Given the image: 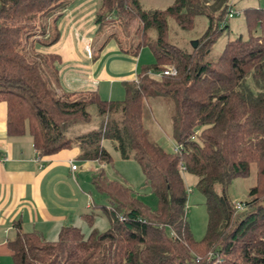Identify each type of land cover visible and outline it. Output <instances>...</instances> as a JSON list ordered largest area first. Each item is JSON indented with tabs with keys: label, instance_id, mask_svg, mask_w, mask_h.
<instances>
[{
	"label": "trees",
	"instance_id": "1",
	"mask_svg": "<svg viewBox=\"0 0 264 264\" xmlns=\"http://www.w3.org/2000/svg\"><path fill=\"white\" fill-rule=\"evenodd\" d=\"M72 1L0 0V103L6 106L7 135L27 133L39 158L76 146L80 161L100 165L90 182L108 200V206L94 207L109 228L93 229L89 215V235L67 227L48 242L16 225L8 244L13 263L264 264V8L243 9L247 38L228 39L219 56L209 60L212 46L228 29L225 15L229 6L235 9L234 1L175 0L164 11H143L139 0H100L98 34L108 18L136 19L137 50L118 46L131 55L146 47L155 60L151 67L140 66L136 81L124 83L123 100L105 101L96 91L59 95L58 57L40 55L32 46L29 24L62 12ZM197 17H205L208 27L195 47L188 51L169 42V19L190 31ZM53 36L44 47L57 41L56 32ZM166 65L177 75H150ZM164 97L172 104L168 137L179 152L166 150L151 118L148 101ZM69 124L89 127L68 138ZM104 141L114 144L122 160L137 163L155 206L143 204L124 181L107 176L104 169L113 162ZM252 167L255 183L247 200L234 203L228 187L248 178ZM184 173L196 179L204 197L208 222L201 241L193 238L186 220ZM236 204L245 211H236Z\"/></svg>",
	"mask_w": 264,
	"mask_h": 264
},
{
	"label": "crops",
	"instance_id": "2",
	"mask_svg": "<svg viewBox=\"0 0 264 264\" xmlns=\"http://www.w3.org/2000/svg\"><path fill=\"white\" fill-rule=\"evenodd\" d=\"M99 3L73 0L65 10L45 19L47 36L32 46L38 54L58 57L55 66L60 93L96 91L102 100L121 101L124 83L136 81L146 56L144 49L133 55L122 51L115 38L103 44L96 41ZM49 30L56 32L57 41L44 47ZM79 157L80 150L74 146L70 151L39 158L27 133L7 135L6 106L0 103V264H14L8 244L14 239L16 225L24 232L39 233L48 242L56 241L62 228L82 230L94 204L87 178H79L77 166L71 172V163L76 165ZM93 163L83 164H92L90 177L97 168Z\"/></svg>",
	"mask_w": 264,
	"mask_h": 264
},
{
	"label": "rangeland",
	"instance_id": "3",
	"mask_svg": "<svg viewBox=\"0 0 264 264\" xmlns=\"http://www.w3.org/2000/svg\"><path fill=\"white\" fill-rule=\"evenodd\" d=\"M140 6L143 11H164L173 4L175 0H139ZM235 4V15L228 22V29L224 31L217 39L216 43L212 46L210 54L207 56L209 60H215L221 50L223 49L226 41L234 37L241 36L247 38V31L245 28L244 15L242 10L247 7H264V0H232ZM115 20V19H114ZM46 20L42 17H38L37 20L32 22L30 25L32 35V41L37 42L38 40L43 41L41 37L42 28L45 27ZM222 26V23H221ZM220 26V27H221ZM208 20L205 17H197L194 20L193 29L190 31H184L180 29L173 20H168V38L171 44L178 46L181 49L191 50L193 43L196 42L207 30ZM46 30V35L47 36ZM51 40L54 36L52 30H49ZM103 33V35H102ZM102 35V36H101ZM113 35V39L120 44L123 50H128L130 53L137 50V45L140 42V24L138 20L132 19L112 21L108 18L106 25L103 27V31L96 37V41L100 40L101 44ZM144 49V61L140 66L151 67L155 64V60L148 48H141L138 52H142ZM43 55V54H40ZM165 67H173L172 65H166ZM153 71V70H150ZM59 95V91H56ZM78 99V98H74ZM84 99V97H83ZM150 106L151 118L154 122L155 129L162 132V142L167 144L166 150L171 151L174 148V143L169 139L170 133V117L172 114V104H170L169 98L150 99L148 101ZM88 125L85 124H69L65 129V134L68 138H74L80 133H84L88 129ZM104 149L112 157V166L106 167L104 170L107 176L112 180L124 181L130 188L136 193L139 200L149 206L153 207L156 204L154 196L149 190L145 189L144 177L142 172L134 161H124L121 159L118 151L115 150L114 144L110 141L103 142ZM72 149V148H71ZM64 150V151H70ZM85 162L76 161V166L79 168L77 173L80 177L87 178V184L90 186L91 198L94 206H108V200L105 196L98 194L90 183V167L92 164H88L86 167L83 166ZM93 166L100 168L98 163H93ZM255 168H251V173L248 178L236 179L228 187V193L231 200L235 202L244 203L247 200L248 190L255 183ZM185 186L188 191V202L186 210V220L190 226L193 238L196 241H201L207 231V212L204 205V197L195 188L196 179L187 174H183ZM191 191V192H190ZM92 204V205H93ZM90 207L86 216H92V228L98 232H104L109 228V222L107 218L102 214L101 210L96 207ZM245 210L242 209L240 213ZM82 232L87 236L91 232L88 221L83 220Z\"/></svg>",
	"mask_w": 264,
	"mask_h": 264
},
{
	"label": "built area",
	"instance_id": "4",
	"mask_svg": "<svg viewBox=\"0 0 264 264\" xmlns=\"http://www.w3.org/2000/svg\"><path fill=\"white\" fill-rule=\"evenodd\" d=\"M235 15V11L232 7L229 6V8L227 9V13L225 15V19H232ZM150 75L160 78L162 76H166V77H174L177 75L176 70L173 67H165L163 68L160 72L158 73H150ZM174 152H179L180 151V147L174 146L173 148ZM77 169L76 165L71 163V172H75ZM236 211H241L242 210V206L240 204H236L235 206Z\"/></svg>",
	"mask_w": 264,
	"mask_h": 264
},
{
	"label": "water",
	"instance_id": "5",
	"mask_svg": "<svg viewBox=\"0 0 264 264\" xmlns=\"http://www.w3.org/2000/svg\"><path fill=\"white\" fill-rule=\"evenodd\" d=\"M196 45H197V43H196V42H194V43H193V47H195Z\"/></svg>",
	"mask_w": 264,
	"mask_h": 264
}]
</instances>
